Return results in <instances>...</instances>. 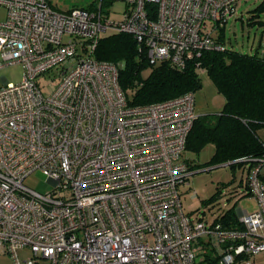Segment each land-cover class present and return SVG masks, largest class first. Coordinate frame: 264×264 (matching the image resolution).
I'll list each match as a JSON object with an SVG mask.
<instances>
[{
  "label": "built area",
  "instance_id": "built-area-1",
  "mask_svg": "<svg viewBox=\"0 0 264 264\" xmlns=\"http://www.w3.org/2000/svg\"><path fill=\"white\" fill-rule=\"evenodd\" d=\"M238 1L123 0L112 20L104 0L65 11L0 0V69L23 67L18 82L0 75V252L13 264H195L203 248L216 264H254L264 252V152L242 159L257 208H239L229 225L184 213L177 188L192 174L182 151L194 92L130 105L117 66L94 58L101 36L126 32L150 64L183 68L223 49L215 36ZM53 68L44 94L37 79ZM36 170L46 194L23 183ZM23 247L32 255L20 260Z\"/></svg>",
  "mask_w": 264,
  "mask_h": 264
},
{
  "label": "trees",
  "instance_id": "trees-1",
  "mask_svg": "<svg viewBox=\"0 0 264 264\" xmlns=\"http://www.w3.org/2000/svg\"><path fill=\"white\" fill-rule=\"evenodd\" d=\"M260 11H264V3L246 16V25L261 24L254 18ZM237 18L235 14L229 19ZM226 24L215 36L223 49L204 50L198 57L189 59L183 68L168 61L150 64L145 51L126 32L105 33L94 50V58L117 66V81L130 105L155 103L195 92L202 83L200 73L205 72L223 94L224 105L220 112L197 115L185 139V149L199 152L212 143L214 152L209 164L255 158L264 152V141L257 136V131L264 127V54L260 51L264 45L251 47L249 52L228 48ZM147 69L149 73L144 75ZM187 161L192 171L197 164ZM218 216L224 224L236 222V214L231 210Z\"/></svg>",
  "mask_w": 264,
  "mask_h": 264
},
{
  "label": "rangeland",
  "instance_id": "rangeland-1",
  "mask_svg": "<svg viewBox=\"0 0 264 264\" xmlns=\"http://www.w3.org/2000/svg\"><path fill=\"white\" fill-rule=\"evenodd\" d=\"M48 3L57 11H65L75 7H87L91 4H99L100 0H47ZM237 7V19H229L225 29L226 46L235 51L249 52L251 47L264 45V11H260L254 18L260 23L255 25H246V16L248 17L252 10L264 0H239ZM125 2L123 0H104L101 7L112 20L121 19ZM4 9H0V19L4 17ZM111 20V21H112ZM110 31L106 32L109 33ZM67 35L64 36L66 38ZM1 61V56H0ZM56 68L44 73L38 77L39 85L50 81L56 72ZM23 67L20 63L9 64L0 69V75L4 76L9 82H18L23 75ZM149 70L143 71L147 75ZM201 86L194 92V112L196 115L207 113H217L223 108L224 96L216 89V86L208 78L205 72L200 73ZM5 85L0 78V87ZM44 94L48 90L42 87ZM257 136L264 141V127L257 131ZM214 145L209 143L199 150V152L185 149L182 151V159L189 160L194 165L187 181L189 184L181 183L178 185L180 200L184 213L189 215L199 214L207 222L212 221L217 215L231 210L236 215L238 209L253 210L257 208L256 201L248 194L247 185V162H234L228 164H209ZM208 168V169H207ZM27 186L39 192H48L52 186L46 182V176L36 170L29 174L24 182ZM196 190L197 194L192 197V192ZM32 255L28 247L17 249V257L20 260ZM254 264H264V252L257 254L254 258ZM0 264H13L10 254L0 252Z\"/></svg>",
  "mask_w": 264,
  "mask_h": 264
},
{
  "label": "crops",
  "instance_id": "crops-1",
  "mask_svg": "<svg viewBox=\"0 0 264 264\" xmlns=\"http://www.w3.org/2000/svg\"><path fill=\"white\" fill-rule=\"evenodd\" d=\"M237 7H238V3H237ZM210 256L211 255L208 250L204 248L199 250L197 253V259L195 260V264H216L215 261L210 260L211 258Z\"/></svg>",
  "mask_w": 264,
  "mask_h": 264
},
{
  "label": "water",
  "instance_id": "water-1",
  "mask_svg": "<svg viewBox=\"0 0 264 264\" xmlns=\"http://www.w3.org/2000/svg\"><path fill=\"white\" fill-rule=\"evenodd\" d=\"M243 160L242 159H237V160H233V161H228V162H225V163H222V164H228V163H234V162H242ZM208 169V168H207ZM193 173V172H192Z\"/></svg>",
  "mask_w": 264,
  "mask_h": 264
}]
</instances>
